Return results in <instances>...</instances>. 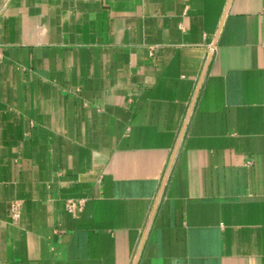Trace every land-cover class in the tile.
Wrapping results in <instances>:
<instances>
[{
  "label": "crops",
  "instance_id": "crops-1",
  "mask_svg": "<svg viewBox=\"0 0 264 264\" xmlns=\"http://www.w3.org/2000/svg\"><path fill=\"white\" fill-rule=\"evenodd\" d=\"M135 262L264 264V0H0V264Z\"/></svg>",
  "mask_w": 264,
  "mask_h": 264
},
{
  "label": "built area",
  "instance_id": "built-area-1",
  "mask_svg": "<svg viewBox=\"0 0 264 264\" xmlns=\"http://www.w3.org/2000/svg\"><path fill=\"white\" fill-rule=\"evenodd\" d=\"M213 50V49H212ZM20 203H16L12 208V218L13 220L17 221L20 217ZM84 206L83 200H73L70 199L66 202V209L67 211L77 214L78 212L82 211Z\"/></svg>",
  "mask_w": 264,
  "mask_h": 264
},
{
  "label": "water",
  "instance_id": "water-1",
  "mask_svg": "<svg viewBox=\"0 0 264 264\" xmlns=\"http://www.w3.org/2000/svg\"><path fill=\"white\" fill-rule=\"evenodd\" d=\"M184 132V131H183ZM182 136H183V133H182V135L180 136V140L182 139ZM180 143V142H179ZM141 248H142V244H141V246H140V249H139V253H138V256L140 255V252H141ZM138 256H137V258H138ZM137 258H136V260H137ZM135 264H136V262H135Z\"/></svg>",
  "mask_w": 264,
  "mask_h": 264
}]
</instances>
